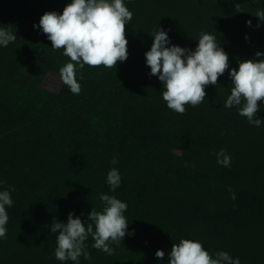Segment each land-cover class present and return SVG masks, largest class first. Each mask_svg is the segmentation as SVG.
Returning a JSON list of instances; mask_svg holds the SVG:
<instances>
[{"label":"trees","instance_id":"16d2710c","mask_svg":"<svg viewBox=\"0 0 264 264\" xmlns=\"http://www.w3.org/2000/svg\"><path fill=\"white\" fill-rule=\"evenodd\" d=\"M123 2L133 14L127 60L116 68L77 65L81 91L73 94L65 84L57 93L41 88L71 61L38 27L45 12L62 13L71 0H0V27L16 34L0 46V191L13 200L0 264H76L55 258L58 233L48 226L66 223L69 213L87 221L92 208L102 211L101 194L127 204L133 234L110 244L112 255L93 248L89 236L91 259L81 256L79 264H165L181 239L199 241L213 258L225 251L241 264H264V101L254 117L260 127L224 107L232 88L226 71L205 88L201 104L176 113L145 58L157 27L168 46L189 50L201 33L214 35L229 71L244 59H264L255 57L264 53V22L254 16L264 0ZM221 149L228 167L217 163ZM112 168L121 177L115 191L107 183Z\"/></svg>","mask_w":264,"mask_h":264},{"label":"clouds","instance_id":"9594fccd","mask_svg":"<svg viewBox=\"0 0 264 264\" xmlns=\"http://www.w3.org/2000/svg\"><path fill=\"white\" fill-rule=\"evenodd\" d=\"M234 7L237 13L242 12L239 3H234ZM254 16L264 22V10H258ZM132 18L133 14L123 0H71L62 13L48 11L40 17L38 27L51 41V48L63 49V54L70 58L71 62L61 67L59 74L73 94L81 91L76 79L77 65L80 69L85 65L116 68L118 62L127 60L126 25ZM246 24L251 26V20ZM151 35L154 39L145 53L146 65L150 68V76H157L161 82L162 98L170 110L183 114L186 105L201 104L206 98L205 88L217 85L218 78L228 71L232 88L224 107L235 106L250 125L261 126L262 120L254 117L260 102L264 101V59H244L239 62L238 70L229 71L228 54L214 35L201 33L194 50L168 46L170 39L162 28L156 27ZM15 40L16 34L0 27V46L6 47ZM255 57H264V53L256 52ZM215 155L219 165H230L231 157L226 149ZM116 163L118 160L113 158L111 164ZM107 183L113 191L120 186L121 177L116 168L107 173ZM11 191H15L14 186ZM100 200L104 203L102 211L92 208L87 221L69 213L66 223L54 219L48 226L50 232L58 233L54 253L57 260L79 264L81 256L91 259L85 244L89 236L94 240L93 248L112 255L115 250L110 244L118 246L126 234H133L128 233L129 223L124 216L127 204L107 194H101ZM6 206H13L9 190L0 191V238H6L7 233ZM155 256L163 259L165 253L157 250ZM168 261L169 264H241L238 257L233 259L225 251L217 252L213 258L199 241L190 239L173 243Z\"/></svg>","mask_w":264,"mask_h":264},{"label":"rangeland","instance_id":"374dc122","mask_svg":"<svg viewBox=\"0 0 264 264\" xmlns=\"http://www.w3.org/2000/svg\"><path fill=\"white\" fill-rule=\"evenodd\" d=\"M63 85L61 78L55 75H48L40 82L41 88L53 93L59 92Z\"/></svg>","mask_w":264,"mask_h":264},{"label":"crops","instance_id":"0c3cea01","mask_svg":"<svg viewBox=\"0 0 264 264\" xmlns=\"http://www.w3.org/2000/svg\"><path fill=\"white\" fill-rule=\"evenodd\" d=\"M165 264H169V261L167 260V261L165 262Z\"/></svg>","mask_w":264,"mask_h":264}]
</instances>
